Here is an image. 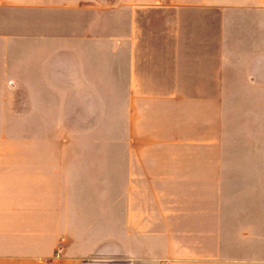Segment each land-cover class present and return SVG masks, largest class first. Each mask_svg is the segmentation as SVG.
Returning <instances> with one entry per match:
<instances>
[{
    "label": "crops",
    "instance_id": "crops-1",
    "mask_svg": "<svg viewBox=\"0 0 264 264\" xmlns=\"http://www.w3.org/2000/svg\"><path fill=\"white\" fill-rule=\"evenodd\" d=\"M0 10V264H256L264 0Z\"/></svg>",
    "mask_w": 264,
    "mask_h": 264
},
{
    "label": "rangeland",
    "instance_id": "rangeland-1",
    "mask_svg": "<svg viewBox=\"0 0 264 264\" xmlns=\"http://www.w3.org/2000/svg\"><path fill=\"white\" fill-rule=\"evenodd\" d=\"M7 13L0 10V41L25 39L27 32L22 30H25L27 26V16H12L7 15ZM255 250L256 264H264V224H257L256 226Z\"/></svg>",
    "mask_w": 264,
    "mask_h": 264
}]
</instances>
